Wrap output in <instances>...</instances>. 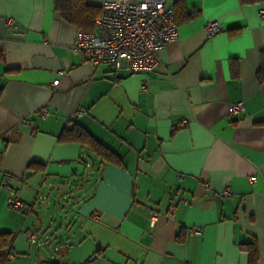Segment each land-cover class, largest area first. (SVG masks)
<instances>
[{
	"label": "crops",
	"instance_id": "obj_1",
	"mask_svg": "<svg viewBox=\"0 0 264 264\" xmlns=\"http://www.w3.org/2000/svg\"><path fill=\"white\" fill-rule=\"evenodd\" d=\"M165 1L177 39L154 69L128 73L74 54L80 31L53 0H0L2 264H249L251 244L264 264V2ZM208 22L221 31L207 37ZM72 122L116 159L62 142ZM31 162L42 171L25 172ZM69 184L75 209L56 215L47 199L40 216L43 187Z\"/></svg>",
	"mask_w": 264,
	"mask_h": 264
},
{
	"label": "built area",
	"instance_id": "obj_2",
	"mask_svg": "<svg viewBox=\"0 0 264 264\" xmlns=\"http://www.w3.org/2000/svg\"><path fill=\"white\" fill-rule=\"evenodd\" d=\"M264 18V10L258 12ZM10 19H7L9 22ZM221 31L217 22H208L204 33L210 37ZM178 37L174 9L165 0H135L127 3L125 0L105 2L101 6V14L95 20L90 33H78L72 51L82 55L94 66L102 64L116 69L125 65L128 73H141L154 69L158 65V53L166 44ZM58 81L52 84L56 86ZM243 104L236 103L230 107V114H243ZM85 114L84 109L76 111V116ZM47 111L43 109L41 116ZM224 191L221 196H228ZM11 210H21L25 207L16 197L7 200ZM176 204L171 202L168 214L171 216ZM199 233V229L193 231ZM30 243L35 242L36 233L27 232ZM48 239L41 245H45Z\"/></svg>",
	"mask_w": 264,
	"mask_h": 264
},
{
	"label": "trees",
	"instance_id": "obj_3",
	"mask_svg": "<svg viewBox=\"0 0 264 264\" xmlns=\"http://www.w3.org/2000/svg\"><path fill=\"white\" fill-rule=\"evenodd\" d=\"M242 4H256L262 3L264 0H239ZM54 10L57 11L61 17L69 24L74 26L82 33H90L94 27L95 20L101 14V8L93 7L84 0H53ZM175 15V6H173ZM238 31H232L230 36L236 35ZM264 80V64L261 65L257 72V81L261 83ZM1 91V90H0ZM62 142H76L87 147L93 154L98 156L101 161L111 162L116 159L114 154L110 152L101 143L96 141L86 130L81 128L78 124L72 122L69 127H66L60 137ZM42 171V165L31 162L26 168L25 172L35 174ZM11 234L0 232V264L5 260V255L10 248ZM249 255V264L256 263V251L253 244ZM43 264H57L47 262Z\"/></svg>",
	"mask_w": 264,
	"mask_h": 264
},
{
	"label": "rangeland",
	"instance_id": "obj_4",
	"mask_svg": "<svg viewBox=\"0 0 264 264\" xmlns=\"http://www.w3.org/2000/svg\"><path fill=\"white\" fill-rule=\"evenodd\" d=\"M79 183H77L78 185ZM77 185H64V186H58L53 189L52 191H49L48 187L44 186L42 189V196H44L45 198L37 205V213L40 216H44V210L43 208L46 207V203H47V199H49L50 202H48L50 204V207L47 206V208H51V210H53V208L56 210V213L54 212V214H59L61 213L62 216H66V214H68V212L71 210L75 209V201L78 200L79 198V190H77L76 186ZM41 196V198H42ZM60 207V211L57 210V207ZM50 235L52 234L49 233Z\"/></svg>",
	"mask_w": 264,
	"mask_h": 264
}]
</instances>
